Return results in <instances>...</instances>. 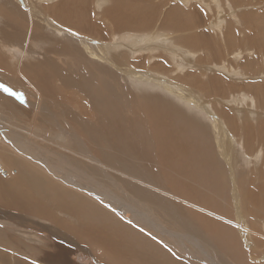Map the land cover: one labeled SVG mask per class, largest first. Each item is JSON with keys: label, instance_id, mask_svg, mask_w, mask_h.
Instances as JSON below:
<instances>
[{"label": "bare ground", "instance_id": "obj_1", "mask_svg": "<svg viewBox=\"0 0 264 264\" xmlns=\"http://www.w3.org/2000/svg\"><path fill=\"white\" fill-rule=\"evenodd\" d=\"M91 1L0 0V73L5 81L25 95V98L19 95L23 101L19 100L21 104H18L11 97L12 91L0 90V264H9V256L14 252L22 253L19 256L14 254L17 256L14 264H79L76 261L77 253L88 257L87 253L92 252H87L86 246L98 253L100 262L97 264H190V260L196 264L260 263L264 260V253L256 242L264 241V232L257 231L258 228H250V222L254 223L261 215L244 210V204L255 199L248 189L243 191L236 184L233 178V156L235 150H238L240 156L248 159V164L253 157V162H257L260 157L264 158V139L256 137L259 140L257 146L249 143V135L258 133L259 137L262 136L259 132H264V117L257 113L259 109L255 105L254 118L248 115L247 109H243L238 117L231 110H227L229 114L224 112L227 109L224 92L226 89L231 91V88L238 85L235 84L236 81L220 83L216 70L221 72L219 79L226 80V76L237 73L241 64L246 62L240 64L229 57L214 60L215 49L212 43H216V39L212 38V42L208 40L207 33L196 30L197 24L194 25L191 21L192 9L201 5L209 7V2L178 0L186 2L185 7L178 10L170 0H155L143 4L138 0H94L95 5ZM212 1L225 4L224 0ZM260 2L264 3V0ZM147 4H152L153 7ZM226 4L233 6V18L239 21L241 17L246 30L239 38H227V50L232 46L235 48L241 41L250 40L254 43L253 47H258L256 49L259 54L258 49H262L264 44L259 47L257 35L251 33V27L262 33L264 21H255V17L252 19L250 15L247 16L250 13L252 16L257 14L258 10L251 11L257 6L244 2H240L243 5L236 6L230 0ZM235 7L251 9L235 16ZM221 20H212L209 28L213 33L221 30L217 26L222 24ZM96 21L104 24L103 27L108 32L101 31L103 28L100 30ZM222 26L230 33L233 23ZM159 29H164L166 33L159 32ZM218 37L223 41L225 33L222 32ZM259 41L261 43L260 38ZM164 61L169 65H165ZM79 68L82 72L85 70L86 74H80ZM191 68L195 74L191 72ZM46 73L55 78L48 80ZM112 76L116 78L111 80ZM120 76L130 81L144 79L145 84L135 82V86H127L129 90L125 91L126 85ZM143 76L146 78H142ZM93 78L107 80L110 85L108 88L106 86L107 89L94 91L88 86ZM53 79L64 89L60 88V94L63 91H81L85 97L90 98V111L79 108L78 101L74 103L75 108L59 98L54 91L56 87L52 84ZM149 80L159 84L157 89L147 88ZM248 84L250 85L249 82ZM137 86L142 87V91L139 88V94L147 96V102L151 99L153 103L167 106L174 103L170 98L177 100L187 113L194 116L197 123L207 127L209 126L198 117L201 113L197 110L202 107L204 111L203 104L212 99L214 105H221V108H215L220 115L215 129L209 128L218 142V153L229 166L235 217H231L232 212L222 213L216 207L206 208L192 200L189 190L193 182L175 183L174 177L168 175L166 180L159 178L153 168L163 161L157 163L158 159L155 160L153 152H149V161H141L139 168L138 163L136 167L131 165V160H137L129 152L130 149H143L129 144L125 126L121 123L130 126L131 123L133 125L138 122L135 120V113H139V110L135 112L133 108L137 97L136 95L134 98L133 92ZM251 87L247 86L250 92ZM206 91L213 93L212 99ZM186 93H190L189 98ZM201 93L205 96L204 101L200 98ZM111 95L114 98L133 96V101H129L127 108L130 110L124 114V108L117 103L115 115L111 114L110 117L108 96L112 97ZM100 99H105V102ZM117 112L123 117L121 121L117 119ZM178 124L177 127H180ZM185 128L183 129L190 136L192 130L189 133V127L187 130ZM181 137L180 142L183 141ZM188 146L186 147L190 150ZM179 149L182 150L183 147ZM164 157L165 153L161 158ZM191 209L200 211L192 213ZM207 217L210 219L205 220ZM122 220L143 229L151 239H158L163 245L155 244V251L152 252L144 250L143 246L154 247L147 240L150 238H146L142 232H134L128 228L129 223L125 224ZM69 221L75 222L74 225ZM226 221L232 222L235 228H225ZM6 223L15 225L16 230L12 231ZM257 226L264 227L259 224ZM16 234L32 241L21 243L15 237ZM211 235L217 239L213 240V244H210ZM30 242L42 243L44 247H37L35 244L30 246ZM78 243L86 245H83L85 253L80 251ZM31 254L35 256L32 257L34 261L31 260Z\"/></svg>", "mask_w": 264, "mask_h": 264}, {"label": "rangeland", "instance_id": "obj_2", "mask_svg": "<svg viewBox=\"0 0 264 264\" xmlns=\"http://www.w3.org/2000/svg\"><path fill=\"white\" fill-rule=\"evenodd\" d=\"M91 1V0H90ZM140 1L141 4L143 3H152V2H155V0H138ZM147 1V2H146ZM173 2V7H177L178 10H180L182 7H185V4L186 2H180L178 0H170ZM203 2H209V7H206L204 5H201V6H198L197 8H193L192 9V17H191V21L192 23L195 25L196 27V30H200V31H203L205 34L207 33V36H208V40L211 41L212 38L216 39V43H212L213 45V50L214 51V54H213V58L214 60L216 59H220L222 58V60L224 59H228L227 57H229V59L233 60V59H236L237 62H239L240 64L241 63H244L246 62V64H241V66L239 67V70L237 73H234L232 74L230 77L226 76V80H220L219 79V75H220V71L216 70L217 71V78L219 80L220 83L224 84V82H231V81H236L235 84H237L238 86L235 87V88H231V91L226 89V91L224 92L225 94V97L224 99L226 100V103H227V106H226V110H224V112H226L227 114H229L227 112V110H231L235 113V115L238 117V115L240 114V112L243 110V109H247L248 111V115L250 117H253L254 116V113H255V106H257V109H259L257 112L261 117H264V41H263V37H264V28H263V34L262 33H259L255 27H251L253 29H251V33L252 34H255L257 35L256 38H257V42H259V47H261L262 45V49H258L259 50V54H258V51L256 48L258 47H253L254 43L251 42L249 40H245V41H241L239 42L237 45H235V48L234 46L228 48V50H231V51H228L227 50V47H226V43L228 42L227 41V38H232L233 36H237V38H239L238 36H242L243 33L246 31L245 30V26L242 22V18L239 17V21L237 18H233V15L231 14V10L233 8V6L231 5H227V0H224V5H221L220 3L216 4L214 3L212 0H201ZM261 0H230V2H232L234 5L236 6H241L243 4H240V2H244V3H247L249 5H255L257 7L255 8H250V7H246V8H237L236 7L234 8V11L236 9L239 10V11H235V13L237 15L235 16H238V14H244L245 11L244 10H250L251 11L253 10H258V13L255 14L254 16H252L250 14H248L247 16H251L252 19L253 17H255L256 19H253L255 21H264V3L260 2ZM93 4H94V0L91 1ZM176 2V3H175ZM196 2H198V0H196ZM134 3V2H133ZM175 3V5H174ZM257 3V4H256ZM131 4H132V1H131ZM95 5V4H94ZM149 7H153L152 4L149 5L147 4ZM128 6L130 7V2L128 4ZM249 8V9H248ZM197 9V10H196ZM183 10V9H182ZM184 11V10H183ZM250 11V12H251ZM261 11V12H260ZM93 13V12H92ZM91 14V13H90ZM91 16L90 15V19H91ZM227 17V18H226ZM259 18V19H258ZM222 19V20H221ZM212 20H215V21H219L221 20L222 21V24L219 25L217 24L218 28L221 29V30H218V32H215L213 33V30L210 29V24L212 23ZM225 20V21H223ZM92 21V19H91ZM211 21V22H210ZM99 21H96L95 23L100 27L99 29L102 30L101 31H104V32H108L107 29H105V27H103V25L99 22V24L97 23ZM233 23V26L232 28H230V33H228V30L226 28H224L222 25L225 24V23ZM237 22H240V23H237ZM103 23V22H102ZM1 26V25H0ZM105 26V25H104ZM202 27V28H201ZM210 27V28H209ZM207 29V30H206ZM226 29V30H225ZM237 32H235L236 30ZM224 30V31H223ZM255 30L256 32L254 33ZM159 32L165 34V30L164 29H159L158 30ZM199 31V32H200ZM225 33V37H224V40L222 41V39H220V37L218 36H221L222 35V32ZM227 31V32H226ZM234 31V32H233ZM55 32V30H54ZM233 32V33H232ZM259 35H258V33ZM238 33V34H237ZM59 35H62L63 34H59ZM211 35V36H210ZM232 35V36H231ZM231 36V37H229ZM255 38V40H256ZM259 38L261 39V43L259 41ZM230 40V39H229ZM212 42V41H211ZM224 42V43H223ZM241 43V44H240ZM219 44V45H218ZM251 44V46H250ZM215 45V47H214ZM221 45V46H220ZM253 45V46H252ZM223 46V47H222ZM223 49H222V48ZM243 47V48H242ZM247 47V48H246ZM233 48V49H231ZM245 48V49H244ZM220 49V51L218 50ZM237 49V50H235ZM244 49V50H242ZM36 50H38V48H36ZM224 50V51H223ZM240 50V51H239ZM217 51V53H216ZM223 51V52H222ZM252 51V52H251ZM222 52V53H221ZM225 52V54H224ZM249 52H251L249 54ZM139 52H137L138 54ZM221 53V54H220ZM237 54V56L235 54ZM240 53V54H239ZM135 54V56L137 55ZM234 54V56H233ZM135 56H132V57H135ZM221 56V57H220ZM253 56V57H252ZM233 57V58H232ZM239 57V58H238ZM245 57V58H244ZM238 58V59H237ZM243 59V60H242ZM221 60V61H222ZM260 60V61H259ZM153 62V60H151ZM150 61V62H151ZM242 61V62H241ZM165 62V65L167 64V66L169 65L168 62L164 61ZM260 62V63H259ZM213 63H217L215 61H213ZM245 67H243V66ZM184 66V64H183ZM252 67V68H249ZM248 69V71H247ZM252 69V72L250 71ZM263 69V70H262ZM80 70V71H79ZM210 70V69H208ZM207 70V71H208ZM246 70V71H245ZM241 74H240V72ZM78 72L80 74L83 75V73L86 74V71L83 70V72L81 71V69L79 68L78 69ZM167 72H171V71H167ZM191 72H192V68H191ZM249 72V73H248ZM251 72V73H250ZM254 72V74H253ZM79 73H75L77 76H80ZM193 74H195L194 72H192ZM238 73L240 75H238ZM47 74V78L48 80L52 79V78H55L54 76H51V74L49 73H46ZM215 74V73H214ZM242 75H246L245 78L244 76ZM174 76L176 77V75L174 74ZM122 78V76H120ZM116 77L112 76L111 77V80L115 79ZM142 78H146V77H142ZM233 78V79H231ZM255 78V79H254ZM258 78V79H257ZM5 78H3L1 76V73H0V85H3L5 87L2 88V86L0 87V90L1 91H4V88H9L10 91H12V95L11 97L13 98L14 101H16L18 104H21V100L22 98L19 97V95H22L23 98H25V95L20 93L21 91L19 89H17L15 86L13 87L8 81H5L4 80ZM96 81H95V80ZM127 78H122L121 80H123V84L126 85V87L124 88L125 91H128L129 87L130 86H135V82H137L138 84L139 83H143L145 84V80L144 79H140L138 81H133V80H126ZM185 79V78H184ZM243 79V80H242ZM252 79V80H250ZM176 80V79H174ZM228 80V81H227ZM241 80V81H240ZM259 80V81H257ZM263 80V82H262ZM210 81V80H209ZM224 81V82H223ZM253 81V82H251ZM256 81V82H254ZM103 82V83H102ZM181 82V81H180ZM216 82V81H215ZM219 82H216V83H219ZM242 84H241V83ZM248 82L250 83V85L252 86L251 87V92L247 90V86H250L248 84ZM130 83V84H129ZM240 83V84H239ZM52 84L58 88V89H54L56 95L61 98V99H64L65 101L71 103L73 106H74V103H77L76 101H78L77 104H79V108L83 109V110H87L90 111V107L92 105V102H90V98H87L85 97V94H83L81 91H75V92H69V91H63V93L60 94V91L64 90L62 88V85H59L56 83V80H52ZM212 83H210L211 85ZM257 84V85H256ZM259 84V85H258ZM57 85V86H56ZM108 85V86H107ZM110 83L107 81V80H104V81H100L99 78H93L90 83H89V87L92 88V90L94 91H97L101 88H105L107 89L109 87ZM124 85V86H125ZM147 85H149L147 88H154V89H157V87L159 86V84H157L156 82H154L153 80H149V82H147ZM107 86V88H106ZM123 86V87H124ZM127 86H129L127 88ZM258 86V87H257ZM260 86V87H259ZM62 90H61V89ZM139 88L140 91H142V87L141 86H137L136 87V90H134L133 92V96L134 98L136 97V100L134 102V105H133V108H134V111L135 112H138L139 110V113H135L136 114V117H135V120L138 121V122H135L130 124V126H127L126 124L124 123H121L122 126L125 128V134L127 135V139L129 140V144H134L136 146H140L143 150H141L139 147H137V150L134 151L132 149H130L129 152H131L132 156L134 159L137 160V162L135 160H131V165H133L134 167H136L137 163H138V168L141 166L140 164L142 163L141 161H143L144 159L148 160L149 161V152H153V155H154V158L155 160L159 162H162V163H158L156 167H154V172L159 175L158 177L159 178H165L166 180V175H168L169 177H174V181L175 183L178 182V181H181L182 183H187V184H193L191 187H190V190H189V194L192 195L190 196L192 200L194 201H197L199 202L200 204H202L204 207L206 208H218L222 213H231V217H235V205H234V202H233V194H232V182H231V178H230V171H229V166H228V163L225 161V159L218 153L217 151V140L215 138V136L213 135L212 133V130L209 128L211 127L212 129H215V123L219 120L220 118V115H219V111L215 110V108L219 109L221 108V105H214V102H213V93L211 91H206L208 94H209V98H211L212 100L210 102H205V104H203L204 108L202 111V107H200L199 111L201 114L198 115V117L201 119V121L205 124H207L209 127H207L206 125H203V124H199L197 123V121L195 120L194 116H192L191 114L187 113L186 110L182 107L181 103H178L177 100H173L172 98H170V100L172 102H174L173 104H167L166 105H159L158 103H153L152 100L150 99L149 102H147L146 100V97L145 95L143 94H139L140 91H139ZM128 89V90H127ZM57 90V91H56ZM110 91V89H109ZM247 91V93H246ZM17 95H16V93ZM20 93V94H19ZM135 93V94H134ZM138 93V94H137ZM67 95V96H66ZM140 95V96H139ZM188 98L190 97V93H186L185 94ZM192 95V94H191ZM14 96V97H13ZM112 96V95H111ZM133 96H128V97H124V98H127V99H124V98H114L113 96L109 97L108 99V112H109V115L111 117V114H114L115 115V109H116V106H120L123 109V112L124 114L130 110V109H127L129 107V103L133 101ZM144 96V97H143ZM251 96V97H250ZM70 97V98H69ZM143 97V98H142ZM72 98V99H71ZM200 98L202 99V101H204V94L201 93L200 94ZM114 99V100H113ZM138 99V101H137ZM20 100V101H19ZM75 100V101H74ZM126 100V101H124ZM146 100V101H145ZM19 101V102H18ZM23 101V100H22ZM80 101V102H79ZM100 101L102 102H105V99H100ZM115 101V102H113ZM124 101V102H123ZM130 101V102H129ZM84 102V103H83ZM87 102V103H86ZM113 102V103H112ZM121 104H120V103ZM139 104H138V103ZM186 102V101H184ZM118 103V104H117ZM126 103V104H124ZM136 103V104H135ZM188 104H190L191 102H187ZM85 104V105H84ZM112 104V105H111ZM117 104V105H116ZM123 104V105H122ZM88 107H87V106ZM111 105V106H110ZM127 106V107H124ZM138 105V106H137ZM208 105H210L211 107L214 106V108H211L209 107ZM81 106V107H80ZM90 106V107H89ZM164 108L162 109L161 108ZM75 107V106H74ZM136 107V108H135ZM158 107V108H157ZM166 107H167V112H166ZM209 107V109H208ZM76 108V107H75ZM114 110H113V109ZM138 108V109H137ZM176 108V109H175ZM112 109V111H111ZM151 109V110H150ZM156 109V110H154ZM212 111H211V110ZM125 110V111H124ZM176 110V111H175ZM161 111V112H160ZM210 111V112H208ZM145 113L147 115L144 114L142 115L143 113ZM214 112L216 114H214ZM165 113V114H164ZM177 113V114H176ZM167 115V117H166ZM175 117H174V116ZM217 115V116H216ZM235 115H231L232 118H236ZM127 116V115H126ZM143 116V118H141ZM180 116V117H179ZM219 117V118H218ZM121 117L118 112H117V119L118 121H121ZM146 118V119H145ZM148 118V119H147ZM254 118V117H253ZM116 119V116L114 118V120ZM120 119V120H119ZM145 119V120H144ZM157 119V120H156ZM175 119V120H174ZM184 123H181V121ZM146 121V122H145ZM156 123H155V122ZM167 121V122H166ZM180 123L178 124V126L180 127H177V124H175L176 122ZM161 122V123H160ZM138 123V124H137ZM160 123V124H159ZM141 124V125H140ZM162 124V125H161ZM170 124V125H169ZM132 125V126H131ZM147 125V126H146ZM160 125V126H159ZM173 125V126H172ZM176 125V126H175ZM153 126V128H152ZM144 127V130L143 128ZM156 127V128H155ZM164 127V128H163ZM172 127H177V128H172ZM186 127L189 131V133L191 132L190 136L189 134L187 133V131H185L183 128ZM130 128V129H128ZM155 128V129H154ZM173 131H172V129ZM185 128V129H186ZM197 128V130L195 129ZM138 129V130H137ZM182 129V131H181ZM186 129V130H187ZM166 130V131H165ZM201 130V131H200ZM133 131V132H132ZM162 131V132H161ZM172 131V132H171ZM180 131V132H178ZM197 131H200L199 133ZM264 131V130H263ZM150 132H152L153 134V137L152 134H150ZM196 135H195V133ZM159 133V134H158ZM169 133V134H168ZM178 133H179V136H183V139L181 137V141L180 142V137L177 138L178 136ZM187 133L188 137L189 138H186V134ZM202 133V134H201ZM264 133V132H263ZM261 132H259L260 135H262L261 137H259L258 133L253 135H249V139L251 140L249 143L251 146H257L259 144V140L255 139L256 137L259 138V139H264V134ZM168 134V135H167ZM199 134V136H198ZM201 134V135H200ZM209 134V135H208ZM211 134V135H210ZM170 135H173L170 137ZM186 137H185V136ZM192 135V137H191ZM205 135H207V137L209 138V136L211 138H207ZM131 136V137H130ZM163 136V137H162ZM176 136V137H175ZM193 136L197 137V138H194ZM204 136V138H203ZM168 137V138H167ZM174 137V138H173ZM253 137V138H252ZM170 138V139H169ZM173 138V139H171ZM186 138V139H185ZM191 138V140H190ZM199 138V139H198ZM149 139V140H148ZM185 139V140H184ZM200 139H203L202 141ZM141 140V142H140ZM148 140V142H147ZM154 140V142H153ZM173 140V141H172ZM194 140H195V143H194ZM198 140V141H197ZM200 140V141H199ZM205 140V141H204ZM254 140V141H253ZM131 141V142H130ZM150 141V142H149ZM169 141V142H168ZM136 142V143H135ZM167 142V143H166ZM176 142V143H175ZM178 142V143H177ZM189 142V143H188ZM199 142V143H198ZM150 143V144H148ZM173 143V145H172ZM184 143V144H183ZM252 143V144H251ZM149 146H148V145ZM153 144V145H152ZM157 147H155L156 145ZM172 146H171V145ZM179 144V145H178ZM189 146H188V145ZM197 144V145H196ZM212 144V145H210ZM147 145V146H146ZM181 145V146H180ZM190 147V150L189 148H187L186 146ZM195 145L198 147L195 148ZM200 148H199V146ZM210 145V146H209ZM215 145V146H214ZM151 146V147H150ZM170 146V147H169ZM205 146V147H204ZM162 147V148H161ZM172 147V148H171ZM183 147V149H179ZM193 147V148H192ZM212 147V148H211ZM237 147H239V149H241V146L239 144H237ZM156 148V149H155ZM166 148V149H165ZM171 148V149H170ZM204 148V149H203ZM211 148V149H210ZM140 149V151H139ZM149 149V150H148ZM238 149V148H237ZM158 150V151H157ZM186 150V151H185ZM188 150L190 152H188ZM212 151V153L210 154L209 152ZM170 151V152H169ZM185 151V152H184ZM194 151V152H192ZM198 151V152H197ZM157 152V153H156ZM177 152V153H176ZM165 153V157L162 159L161 156L162 154ZM182 153V154H181ZM193 153V154H192ZM206 155H209V156H205L204 154ZM218 153V154H217ZM172 154V156H171ZM177 156H176V155ZM183 158L182 161L180 159L181 155ZM191 154V156H190ZM203 154V155H202ZM213 154V155H212ZM135 155V156H134ZM189 155V156H188ZM193 155H197L196 157H194ZM212 155V156H211ZM218 155H220L218 157ZM131 156V158H132ZM147 156V157H146ZM167 156V157H166ZM173 157V158H172ZM193 157V158H191ZM216 159H215V158ZM221 157V158H220ZM235 158H233V166H234V171H233V178L235 179V182H237L236 184H238V187L245 191V190H249V192L251 193V196L255 199H253L254 201H248L247 204L245 203L244 204V210H248L252 213H256V214H260V219H256L253 222H250V228H255L257 229V231H260V232H264V227H258L257 224L259 225H264L262 222L264 221V164H261V163H264V158L260 157L259 160L257 162H253V159L255 157L252 158L251 162L248 164V159L246 160L245 158H243L242 156H240V153L238 150H235V153H234V156ZM175 158V160H173ZM185 158H188L185 159ZM197 158V159H196ZM204 158V159H203ZM207 161H206V159ZM142 159V160H141ZM179 159V160H178ZM195 161H193V160ZM203 159V161H202ZM208 159H211V160H208ZM214 159H215V162H214ZM219 159V160H218ZM224 161V163H221L223 162L222 160ZM178 160V161H177ZM186 160V161H185ZM200 160V161H199ZM213 160V161H212ZM139 161V162H138ZM175 161H177L175 163ZM218 161V162H217ZM192 162V163H191ZM208 162V163H207ZM136 163V164H135ZM169 163V164H168ZM174 163V164H172ZM184 163V164H183ZM187 163V164H186ZM168 164V165H167ZM179 167H178V165ZM181 164V165H180ZM197 165V167L195 165ZM215 164V165H214ZM224 164V165H223ZM192 165V166H191ZM245 165V166H244ZM170 166V167H169ZM185 166V167H184ZM194 166V167H193ZM209 168H208V167ZM160 167V168H158ZM190 167V168H189ZM156 168L159 170L161 169V171H157ZM167 168V169H166ZM195 168V169H194ZM208 168V169H206ZM239 168V169H238ZM173 170V171H169V170ZM199 169V170H198ZM203 169V170H202ZM205 169V170H204ZM250 169V170H249ZM254 169V170H253ZM192 170V172L190 171ZM249 170V171H247ZM253 170V171H252ZM164 171V172H163ZM175 171V172H174ZM179 171V172H178ZM182 171V172H181ZM157 172H159L160 174H158ZM174 172V173H173ZM211 172V173H210ZM218 172V173H217ZM170 173V174H169ZM176 173V174H175ZM178 173V175H177ZM208 173V174H207ZM186 174V175H185ZM190 174V175H189ZM194 174V175H193ZM197 174H200V175H197ZM201 174L203 176H201ZM211 176H210V175ZM239 174V175H238ZM241 174V175H240ZM247 174V175H246ZM181 175V176H180ZM213 175V176H212ZM162 176V177H161ZM199 176V177H197ZM201 176V177H200ZM205 176V177H204ZM207 176V177H206ZM227 176H229L227 178ZM262 176V177H261ZM157 177V178H158ZM185 177V178H184ZM213 177V178H212ZM238 177V178H237ZM187 178V179H186ZM191 178V179H190ZM227 178V179H226ZM237 178V179H236ZM203 179V181H202ZM190 180V181H189ZM158 182V181H157ZM193 182V183H192ZM215 182V183H214ZM159 183V182H158ZM198 183V184H197ZM202 185H201V184ZM230 183V184H229ZM162 184V183H161ZM197 184V185H196ZM211 184V185H210ZM206 185V187H205ZM229 185V186H228ZM251 185V186H250ZM258 185V186H257ZM200 186V187H198ZM206 189H205V188ZM208 187V188H207ZM201 188V189H199ZM205 192H203V190ZM229 189V190H228ZM259 189V190H258ZM262 189V190H261ZM194 190V191H193ZM210 190V192H208ZM196 192V193H195ZM207 193V194H206ZM262 195H261V194ZM219 194V195H218ZM224 194V195H223ZM258 194V195H257ZM254 195V196H253ZM205 196V197H204ZM211 196V197H210ZM218 196V197H216ZM207 197V198H206ZM202 199V200H201ZM202 201V202H201ZM205 201V202H203ZM263 201V202H262ZM205 203V204H204ZM217 204V205H216ZM228 204V205H227ZM260 204V205H259ZM262 205V206H261ZM219 206V207H218ZM261 206V208H260ZM258 207V209L256 208ZM246 208V209H245ZM260 208V209H259ZM224 209V211H223ZM230 209V210H229ZM258 211H257V210ZM108 212H110L109 209H106ZM199 209H191L192 213H195V212H198ZM200 211V210H199ZM234 211V212H233ZM115 213V212H114ZM116 214V213H115ZM117 215V214H116ZM209 216V215H208ZM119 218V217H118ZM262 218V219H261ZM210 217H207L205 220H209ZM202 221L203 225H204V221ZM123 223L127 224L129 222L122 220ZM262 221V222H261ZM71 224L74 225L75 222L73 221H69ZM7 226L12 230V231H15L16 230V226L15 225H12V224H9V223H6ZM226 224L225 225V228H229V227H233L235 228L234 224H232V222H227L226 221ZM230 224V225H229ZM128 225V228L130 227L134 232H142L143 235L146 236V238H150V239H147L149 242H150V246L152 245L153 248L151 247H145L143 246V249L147 250V251H155V244H157L158 246L161 245L163 242L159 241L158 239H151V237H149V235L143 230V229H140L139 227L137 226H134L132 224H127ZM127 228V227H125ZM205 229V228H204ZM141 230V231H140ZM213 235H211L210 237V240H211V243L210 244H213L214 241H216L217 239L215 237L212 238ZM15 237L18 239L19 242L21 243H25L26 241L29 242V241H32L30 238H27V237H23L21 235H18L16 234ZM20 237V238H19ZM253 239L255 240L254 236H253ZM146 240V241H147ZM154 242H153V241ZM214 240V241H213ZM145 241V242H146ZM256 241V240H255ZM161 242V243H160ZM213 242V243H212ZM160 243V244H159ZM245 243V242H244ZM257 245L260 247V249L262 250V252L264 253V241H257L256 242ZM30 246H34L33 244H35V246L39 247V246H43L41 245L42 243H38V242H30ZM86 246L85 244H82L80 245V243H78V246L81 248L80 251L85 253L86 249L84 246ZM163 245V244H162ZM44 247V246H43ZM87 247V252L88 251H92L91 255L90 253H87L89 254L88 257H84L82 256L80 253H77L76 254V261L79 263V264H97V262H100V259L98 257V253H94L93 249H91L89 246H86ZM163 247V246H162ZM247 247V246H246ZM89 249V250H88ZM153 249V250H152ZM41 251H43V249H40ZM37 253V252H35ZM156 253V252H155ZM221 253V252H220ZM15 255L19 256V255H22L21 252H14ZM12 255V256H9V264H14V258L17 257L15 255ZM97 256H96V255ZM32 255V254H31ZM223 255V254H222ZM243 259V255L242 254H239ZM32 257H35V256H31V260L34 261V258ZM96 257H97V260H96ZM11 261V262H10ZM264 260H262L260 263L258 264H264L263 263ZM102 263V262H101ZM190 264H196L195 261H192L190 260L189 262ZM198 264H201V263H198ZM249 264H251V261L249 262Z\"/></svg>", "mask_w": 264, "mask_h": 264}, {"label": "snow or ice", "instance_id": "obj_3", "mask_svg": "<svg viewBox=\"0 0 264 264\" xmlns=\"http://www.w3.org/2000/svg\"><path fill=\"white\" fill-rule=\"evenodd\" d=\"M4 90H5V91H10V89H8V88H5Z\"/></svg>", "mask_w": 264, "mask_h": 264}]
</instances>
